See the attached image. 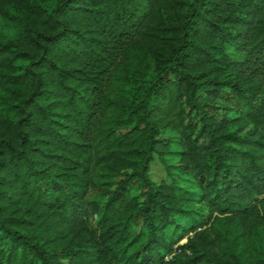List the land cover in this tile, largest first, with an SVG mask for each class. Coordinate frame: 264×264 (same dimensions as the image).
<instances>
[{
  "label": "clouds",
  "instance_id": "obj_1",
  "mask_svg": "<svg viewBox=\"0 0 264 264\" xmlns=\"http://www.w3.org/2000/svg\"><path fill=\"white\" fill-rule=\"evenodd\" d=\"M0 264H264V0H0Z\"/></svg>",
  "mask_w": 264,
  "mask_h": 264
}]
</instances>
